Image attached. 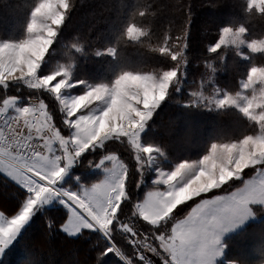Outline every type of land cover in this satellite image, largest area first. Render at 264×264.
<instances>
[{
  "label": "clouds",
  "instance_id": "1",
  "mask_svg": "<svg viewBox=\"0 0 264 264\" xmlns=\"http://www.w3.org/2000/svg\"><path fill=\"white\" fill-rule=\"evenodd\" d=\"M129 5L127 21L115 43L103 52L90 47V33L100 18ZM223 6L221 0H202L194 10L192 0H175L174 12L182 13L183 18L178 24L169 19L157 37L153 29L160 10L151 4L138 7L128 0H32L29 5L27 0H0V13L7 17L28 11L24 38L19 43L0 41V48L8 46L0 55V89L5 93L10 87L17 92L24 88L46 93L57 102L63 123L70 130L66 137L55 127L42 99L29 97L28 103L21 105L18 97L5 95L0 102V113L9 108L15 113L10 117L12 139L0 135V144L4 145L0 147V175L5 186L12 185L17 193H25L21 211L31 203L29 218L21 229L45 205L57 204L66 210V219L58 226L60 232L82 239L95 233L107 245L97 254V262L111 253L120 264H154L150 256L161 264H190L191 257L178 258L175 249L182 245L181 237L189 225L203 224L218 237L210 258L215 264L227 247L222 237L249 218L264 214V199L249 201L246 215L221 211L226 205L235 206V200L229 197L246 185L264 192V79H249L253 72L264 76V66H252L248 76L237 82L235 91L217 81L218 73L230 71V53L245 61L250 55H264V37L248 39L243 24L220 27L216 41L206 46L212 58L202 61L197 88L188 93L189 100L182 103L178 98L189 64L188 41L198 13L203 9L218 11ZM82 11L84 18L93 22L88 33L77 29L65 38V29ZM250 11L245 8V13ZM33 25L39 30L29 31ZM226 35L228 40L222 43ZM34 40L39 48L34 54L24 53L18 62L19 46ZM140 50L164 58L170 66L122 70L110 84H90L76 75L79 62L90 56L115 59L118 53L123 56L131 51L137 55ZM75 88L82 91L66 95ZM114 101L116 131L112 130L110 112ZM165 102L208 112L234 108L255 123L258 131L238 141L212 143L199 161H181L171 172L156 168L151 186L134 198L129 191V166L115 151H108V145L116 142L130 150L139 173L135 188L139 189L145 184V160L165 157L164 149L158 145H149L151 151L146 157L141 136L149 127L159 130L151 122ZM77 103L79 107L73 111ZM119 112H123V119ZM101 120H105L108 130L97 138ZM88 155L93 158L88 159ZM80 166L96 170L99 175L88 184L81 182L79 175H71L75 187H66V177ZM246 169L254 173L249 178L244 175ZM188 201L193 203L181 215V206ZM256 206L259 212L254 211ZM0 222H5L2 212ZM117 235L135 249V259L115 243ZM196 261L208 264V258L197 257Z\"/></svg>",
  "mask_w": 264,
  "mask_h": 264
},
{
  "label": "trees",
  "instance_id": "2",
  "mask_svg": "<svg viewBox=\"0 0 264 264\" xmlns=\"http://www.w3.org/2000/svg\"><path fill=\"white\" fill-rule=\"evenodd\" d=\"M31 2L32 0H27L29 5ZM128 2L134 3L138 7L151 4L154 9L160 10L154 21L153 29L157 37L161 33L162 26L169 19L175 20L178 24L183 18L182 13L175 14L174 12L175 0H128ZM201 2L202 0H192L194 10ZM221 2L224 6L218 11L203 9L198 13L188 41L189 64L183 88L178 95L182 103L189 100L188 93L197 88V81L201 76L202 61L212 58L207 53L206 46L216 41L220 27L226 24H243L247 29L248 39L264 37V16L260 15L264 12L250 8L249 0H221ZM129 7L130 5L123 11L114 9L112 13L100 18V22L92 28L90 33L92 40L90 47H95L103 52L104 49L115 43V37L127 21ZM246 7L251 10L249 13H245ZM84 14L82 11L73 17L71 27L65 29V38L71 34V31L77 29L88 33L93 22L85 19ZM0 15H4V18L0 19V41L17 43L23 39L27 23V9L9 17L3 13ZM144 22L147 23L148 19L146 18ZM228 59L230 71L223 74L218 73L217 81L230 91L237 89V82L248 76L252 66H264V55L259 54L250 55V58L245 61L230 53ZM161 66L168 67L170 63L162 57L150 55L143 50H140L137 55H133L129 51L123 56L118 53L115 59L101 55L81 60L76 68V75L79 79H84L90 84H110L122 70ZM78 91L81 92L82 88ZM5 95L18 97V103L21 105L26 103L29 97H32L26 93L17 92L14 87H10L7 93L0 89V102L3 101ZM41 99L53 115L55 127L64 136H69L70 130L68 128L65 130L66 126L62 123L63 115L61 118L57 102L48 100V98ZM151 123L157 124L159 130L152 131L149 127L141 135L142 143L144 148H149V145H158L164 149L166 158L157 156L155 168L167 170L181 161L189 162L199 159L207 153L212 143L238 141L245 136L255 134L253 131H256L257 128L255 123H251L234 108L221 112H208L195 108L185 109L181 105H170L167 102L161 106ZM107 150L115 151L129 166V191L133 197L136 198L143 194L146 188L151 186V180L154 177L153 171L151 174L150 169H143L145 184L136 189L135 181L139 177V173L135 171L136 162L133 160L130 150L126 145L116 142H110ZM87 158L92 159L93 156L88 155ZM71 175H79L81 182L88 184L93 182L99 173H94L93 169L83 166L76 167L66 178V187H68L69 179L71 180ZM2 179V175H0V212L6 217H13L22 207L21 197L12 185L5 186ZM192 203V201H188L181 206L180 214L182 215L183 211ZM65 219L66 210L62 206L56 205L36 212L16 242L6 250L0 264H120L111 253L101 257L97 262V254L106 247L97 234L88 233V239H82L80 237L70 238L60 232L58 226ZM115 243L128 255L131 253L130 245L119 235L115 237ZM223 245L227 247L223 248L222 261L219 264H226L228 261L235 262V264H264V216L256 222L248 223L238 233L226 238ZM150 258L154 264L160 263L156 257L150 256Z\"/></svg>",
  "mask_w": 264,
  "mask_h": 264
},
{
  "label": "snow or ice",
  "instance_id": "3",
  "mask_svg": "<svg viewBox=\"0 0 264 264\" xmlns=\"http://www.w3.org/2000/svg\"><path fill=\"white\" fill-rule=\"evenodd\" d=\"M32 29L33 26L29 28V31H32ZM33 43L34 42H25L20 45V51L16 53V56L19 57L20 53L29 48ZM4 48L6 50L8 46L5 45ZM116 110V102L114 101L113 108L110 109V112L114 113ZM105 116L107 117L108 114H105ZM205 163H207V161H205ZM198 179L199 178H197V180ZM209 187H211V184ZM201 190H203L202 187ZM18 195L23 198L25 193L21 191ZM259 199H264V192H260L257 189L246 185L244 188L239 189L229 197V200H235V206L230 207L226 205L221 211L246 215L249 201H256ZM30 209L31 203H28L18 215L14 216V218L7 222V227L4 226L5 222H0V255H2L7 248L6 245H9L10 241L12 243L17 236L20 235L21 226L28 220ZM181 239L183 241L182 245L175 249V254L178 258L182 259L191 257L190 264H197L196 258L204 257L208 258V264H211L210 258L213 254L212 246L218 241V237H214L213 232L206 225L192 223L186 230H184Z\"/></svg>",
  "mask_w": 264,
  "mask_h": 264
},
{
  "label": "rangeland",
  "instance_id": "4",
  "mask_svg": "<svg viewBox=\"0 0 264 264\" xmlns=\"http://www.w3.org/2000/svg\"><path fill=\"white\" fill-rule=\"evenodd\" d=\"M249 7L252 8V9H255V10L259 11V12H264V0H249ZM38 30H39L38 27H37L36 25H33V29H32V31H38ZM227 40H228V37H227V35H226V36L224 37V41H222V43H226ZM32 42H34V43H33L29 48H27V49H25L23 52H21V53H20V56L17 57V61H18V62H20V61L23 59V54H24V53L31 52V53L34 54V53L36 52V50L39 48V43H38V41L34 40V41H32ZM9 43H14V42H9ZM17 43H19V42H17ZM4 51H5V49L0 48V55H3ZM249 79H250V80H252V79H264V76H262V75H261L260 73H258V72H253V73L251 74V76L249 77ZM78 89H80V88L72 89L71 92H70V93H66V95H68L69 97H71V96H74V95H76V94H79L80 91H78ZM20 92L26 93V94H28L29 96H32V97H34V98H37V100H40L41 98H48V100L55 101V100H53L51 97H49L46 93L29 91L28 89H24V88H22V90H20ZM149 98H150V93H149ZM78 107H79V103H77L75 106H73V111H75ZM251 107H252V105L250 104V105H249V108H251ZM10 110H12V108H9L6 112H8V111H10ZM46 111H47V113L50 114V115L52 116V118H53V115L48 111L47 108H46ZM59 114H60V112H59ZM118 114L120 115V117H121L122 119L124 118V114H123V112H119ZM61 115H62V114H60V117H61ZM116 115H117V110H116V111L113 113V115H112V120H113V127H112V130H113V131H116V129H117V125H116V123H115ZM61 118H62V117H61ZM53 119H54V118H53ZM62 123H63V122H62ZM63 124H64V123H63ZM54 125H55V123H54ZM132 127H135V124H133ZM188 127H189V126H188ZM65 130H67V127H66ZM65 130H64V132H65ZM107 130H108V129H107V125H106L105 120H101V123H100V125L97 127V130H96V137L98 138L99 136L103 135ZM257 131H258V128H256V131L254 130L253 132L256 134ZM142 134H143V133H142ZM142 134H141V135H142ZM255 134H253V135H255ZM69 135H70V132H69ZM146 150H147V151H146ZM143 151H144L145 156L147 157V155H148V153L151 151V149H150V148H144ZM152 154L155 155L154 152H153ZM204 155H205V154H204ZM204 155H203V156H204ZM203 156H202V157H203ZM200 158H201V157H200ZM200 158L197 159V160H194V161H199ZM194 161H189L188 163L191 164V163L194 162ZM178 164H180V163L175 164L170 170L162 169V168H160V169H161V171H163V172H165V173H167V172H171V171L176 167V165H178ZM156 165H157L156 159L153 160V161H151V162H149L147 159L145 160V166H144V168H146V169H150L151 174H152V171H153V176H154L153 179L155 178V175H156V168H155ZM154 168H155V169H154ZM94 173H97V171L94 170ZM253 174H254V173H253V171H252L251 169H246L245 172H244V175H245L246 178L251 177ZM68 187H72V188L75 187V183H74V181H72V179H71V180L69 179V181H68ZM226 189H227V186L225 185V190H226ZM56 205H57V204H49V205H45V206L43 207V209H45V208H50V207H52V206H56ZM57 206H59V205H57ZM20 211H21V209H20ZM20 211H19V212H20ZM254 211L259 212V208H258V206H256V207L254 208ZM19 212H18L16 215H18ZM16 215H15V216H16ZM4 216H5V215H4ZM263 216H264V214H259V215H257L255 218H249V219L246 220V222L243 223L242 225H239V226H237L234 230H232V231L226 233V234L222 237V244H223V239H226V237L228 238L229 236H232V235L238 233L240 230H242V229L244 228L245 225H247L248 223L256 222V221H258L259 219H261V217H263ZM12 218H14V216H13V217H6V216H5V223H4V226H5V227H7V222L10 221ZM31 219H32V218H31ZM31 219H30V220L28 221V223L24 226V228L21 229L20 234H21L22 231L28 226V224L30 223ZM141 230H143V228H141ZM18 237H19V235H18L17 238L11 243L10 246H12V245L16 242V240L18 239ZM121 238H122V237H121ZM125 242H126V241H125ZM10 246H8V247L5 249V251L2 253V255H0V261L2 260L4 253L6 252V250H7ZM130 247H131L132 250H131V253H130L129 255L131 256V258L135 259V249H133L132 246H130ZM223 252H224V250H223ZM223 252H222V255H223ZM222 255H221L219 258H217V259L215 260V264H219V262L222 261ZM156 259H158V258H156ZM159 262H160V261H159ZM160 263H161V262H160ZM160 263H159V264H160Z\"/></svg>",
  "mask_w": 264,
  "mask_h": 264
},
{
  "label": "built area",
  "instance_id": "5",
  "mask_svg": "<svg viewBox=\"0 0 264 264\" xmlns=\"http://www.w3.org/2000/svg\"><path fill=\"white\" fill-rule=\"evenodd\" d=\"M28 101L22 105H26ZM14 110H10L8 112L0 113V135H2L5 139H12V120L10 117L14 116ZM25 135H27V129H25ZM22 139V138H21ZM33 141H35V137H33ZM0 147H4L3 144H0Z\"/></svg>",
  "mask_w": 264,
  "mask_h": 264
},
{
  "label": "crops",
  "instance_id": "6",
  "mask_svg": "<svg viewBox=\"0 0 264 264\" xmlns=\"http://www.w3.org/2000/svg\"><path fill=\"white\" fill-rule=\"evenodd\" d=\"M67 178V177H66ZM227 238V237H226ZM225 239H223V241H224Z\"/></svg>",
  "mask_w": 264,
  "mask_h": 264
}]
</instances>
